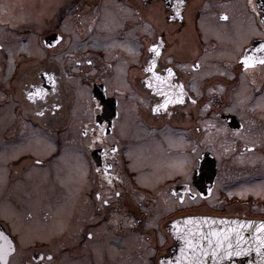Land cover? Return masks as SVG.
<instances>
[{"label": "flooded vegetation", "instance_id": "flooded-vegetation-1", "mask_svg": "<svg viewBox=\"0 0 264 264\" xmlns=\"http://www.w3.org/2000/svg\"><path fill=\"white\" fill-rule=\"evenodd\" d=\"M240 1L0 0V264H168L175 218L264 221V0H242L254 32L238 49ZM74 140L72 248L69 230L30 227L61 213Z\"/></svg>", "mask_w": 264, "mask_h": 264}, {"label": "water", "instance_id": "water-1", "mask_svg": "<svg viewBox=\"0 0 264 264\" xmlns=\"http://www.w3.org/2000/svg\"><path fill=\"white\" fill-rule=\"evenodd\" d=\"M264 9V5L260 4ZM264 19V11H263ZM264 21V20H263ZM250 58V50L245 58ZM244 58V59H245ZM263 220H242L211 215H185L173 219L169 230L174 243L165 254L168 264H219L216 258L230 246L240 250H255L264 264ZM259 229V230H258Z\"/></svg>", "mask_w": 264, "mask_h": 264}, {"label": "rangeland", "instance_id": "rangeland-1", "mask_svg": "<svg viewBox=\"0 0 264 264\" xmlns=\"http://www.w3.org/2000/svg\"><path fill=\"white\" fill-rule=\"evenodd\" d=\"M237 19L238 20H236L235 23L240 26L239 35H238L240 37V39L238 37L239 41L235 45L239 49L240 45L242 43L246 42L248 40L249 35H251L254 32V31H252L253 24L250 22L251 20H248L247 17H244V7H243L242 0L240 1V12H239V15L237 16ZM248 23H251V25H248ZM244 24H246V26H244ZM208 25H209L208 29L210 31V33L208 32V34H215V35L219 34L220 37L222 38V30H224V28H226L224 25L218 24L216 21H214V22L209 21ZM218 31H220V32L218 33ZM236 50L234 51V49L232 47H229V49H228L229 54H227L228 51H225L224 55H230L231 57H233V56H235V53H237ZM207 72L211 76L213 74H215L217 76V74H219L218 72H220V68L217 64H215V65L210 64V66L207 68ZM216 76L213 78H216ZM212 87L213 86L210 85V88H212ZM243 87H244V85H243ZM197 104L201 108L202 104L201 103H197ZM241 104H243V101H238V105H236L235 107L242 109ZM203 106H205L204 107L205 110H207L209 107L208 103H206V105H203ZM257 106L264 108V102L261 103V98L258 101ZM207 120L211 121L209 123V125H214V126L218 125V121L215 118L210 117V118H207ZM205 122H206V120L204 119L202 124ZM212 132L217 133V128H212ZM217 141H218V138L215 140L214 143H216ZM72 142H74V143H69V144H66V146H65V153H64L65 172H64V175L61 174L63 177L61 176V178H60L61 183L64 185L63 190H64L65 202L63 204V209L61 210V213H60V211H58L59 213H57L56 217L53 218V221L50 224V227L53 226V228L51 229L50 232H44V231H46V229H44V227L42 226V224L40 222L32 223L31 227H30V232H32V236L39 234L38 239H40V238L49 239L51 236L57 235L63 230H69L70 236H69V238L66 239L64 246H66V247L69 246V247L73 248V247H75V246H73V244L76 243V182H73L72 180L76 179V140H74ZM53 148L54 147L51 144H49L47 150L51 151ZM261 158H262V155L260 154V152L257 151L256 152V161L258 162ZM80 162H81V168H82V170H84L86 168V160L82 154H80ZM259 166H263V164H260ZM84 173H85V171H84ZM71 183H74V184H71ZM252 189L257 190V191L259 190V188H254V187H252ZM73 190H74L75 194L71 193V191H73ZM215 198L216 197L211 198V203H213V201H215ZM62 213H64L63 214L64 216H61ZM47 235H48V237H46ZM41 236H43V237H41ZM134 236L135 235H133L132 237H134ZM30 241H33V239H31L30 237H27L26 242H30ZM146 244L147 243L144 242V245H146ZM75 253H76V251H75ZM66 261H67V259L65 258V262L63 259L62 263H64V264H76V260L70 261V262H66Z\"/></svg>", "mask_w": 264, "mask_h": 264}, {"label": "snow or ice", "instance_id": "snow-or-ice-1", "mask_svg": "<svg viewBox=\"0 0 264 264\" xmlns=\"http://www.w3.org/2000/svg\"><path fill=\"white\" fill-rule=\"evenodd\" d=\"M182 2V0H181ZM261 47H264V45H262ZM249 58H245V63L247 64V61H248ZM261 228H264V224L261 225ZM259 230V229H258ZM231 254V253H230ZM235 255L239 256L241 253L239 251H237L236 253H234ZM0 259H3L2 256H0Z\"/></svg>", "mask_w": 264, "mask_h": 264}]
</instances>
